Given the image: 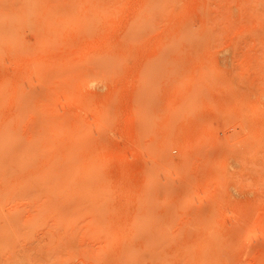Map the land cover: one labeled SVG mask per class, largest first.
<instances>
[{"label": "rangeland", "instance_id": "rangeland-1", "mask_svg": "<svg viewBox=\"0 0 264 264\" xmlns=\"http://www.w3.org/2000/svg\"><path fill=\"white\" fill-rule=\"evenodd\" d=\"M263 235L264 0H0V264H264Z\"/></svg>", "mask_w": 264, "mask_h": 264}, {"label": "bare ground", "instance_id": "bare-ground-1", "mask_svg": "<svg viewBox=\"0 0 264 264\" xmlns=\"http://www.w3.org/2000/svg\"><path fill=\"white\" fill-rule=\"evenodd\" d=\"M247 227H249V226H247ZM240 229H242V230L240 231L241 234H244V233H245V229H244V227L239 228V230H240ZM239 230H238V231H239ZM243 230H244V231H243ZM247 231H248V230H247ZM236 232H237V231H236ZM240 232H239V233H240ZM243 232H244V233H243ZM239 233L237 234V233L234 232V233H232V234H236L239 240L237 239V237H236V239H235V238H234V239H235L236 241H239V242H240V239H241V238H240L239 236H241V234L239 235ZM246 233H250V232H246ZM236 235H235V236H236ZM238 235H239V236H238ZM247 235H248V234H247ZM231 236H234V235H231ZM245 236H246V235H244V237H245ZM263 236H264V235H263ZM244 237H243V238H244ZM262 238H263V237H262ZM253 240H256V238L253 239ZM258 240H259V239H258ZM263 240H264V239H262V242H260V241H256V242H260V243H257V245L259 244L260 247H261V245H264V244H261V243H263ZM237 243H238V242H237ZM260 244H261V245H260ZM251 246H252V247H251L252 249H255V248L257 249V247H259V246H257V247L255 246V248H253V245H251ZM260 247H259V248H260ZM259 248H258V250H259ZM261 248L264 249V247H261ZM261 248H260V251H261L260 254H261V256L263 257V256H264V253H263L264 250H261ZM252 249H251V250H252ZM48 260H49V258H48ZM57 260H58V259H57ZM59 261H60V260H59ZM66 261H67V260H66ZM261 263H262V262H261ZM263 263H264V259H263ZM53 264H54V263H53Z\"/></svg>", "mask_w": 264, "mask_h": 264}]
</instances>
